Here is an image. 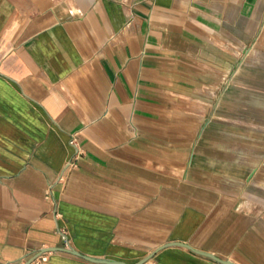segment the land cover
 Instances as JSON below:
<instances>
[{
    "label": "crops",
    "instance_id": "crops-1",
    "mask_svg": "<svg viewBox=\"0 0 264 264\" xmlns=\"http://www.w3.org/2000/svg\"><path fill=\"white\" fill-rule=\"evenodd\" d=\"M172 242L264 264V0H0V264Z\"/></svg>",
    "mask_w": 264,
    "mask_h": 264
},
{
    "label": "water",
    "instance_id": "water-1",
    "mask_svg": "<svg viewBox=\"0 0 264 264\" xmlns=\"http://www.w3.org/2000/svg\"><path fill=\"white\" fill-rule=\"evenodd\" d=\"M172 246H180V247H185L189 250H191L192 252L194 253H197L199 255H202V256H205V257H208V258H211L219 263H222V264H235L231 261H225V260H222L220 259L219 257L211 254V253H206V252H203V251H199L195 248H193L191 245L189 244H186V243H181V242H172V243H169L165 246H163L161 249H159L157 252L153 253L150 257H148L147 259L141 261L140 263H137V264H145L147 263L152 257H154L160 250L164 249V248H167V247H172ZM52 252H64V253H68V254H71V255H74V256H77L79 258H82L88 262H91V263H95V264H128L126 262H123V261H116V260H109V259H96V258H92V257H89V256H86V255H83L81 253H79L78 251L74 250V249H67V248H49V249H43L41 251H39L38 253H36L33 257H31L25 264H31L33 263L35 260H37L39 257L45 255V254H48V253H52Z\"/></svg>",
    "mask_w": 264,
    "mask_h": 264
},
{
    "label": "built area",
    "instance_id": "built-area-1",
    "mask_svg": "<svg viewBox=\"0 0 264 264\" xmlns=\"http://www.w3.org/2000/svg\"><path fill=\"white\" fill-rule=\"evenodd\" d=\"M70 144L72 146H74L76 148V153L70 158V160L67 162L66 164V171H69V170H74L78 167V164H79V160L81 159V157L83 156V152L79 149L78 147V143H77V135H73L72 136V139L70 141ZM64 175V174H63ZM57 216H60V215H57ZM61 217V216H60ZM64 235H66L65 232H63ZM67 249H70V247H66ZM46 255V254H45ZM43 255L41 257H39L37 260H35L33 263L31 264H36L39 260H46L47 257Z\"/></svg>",
    "mask_w": 264,
    "mask_h": 264
}]
</instances>
